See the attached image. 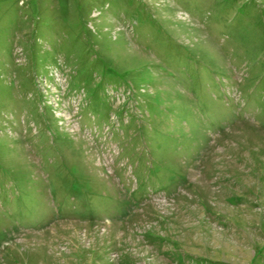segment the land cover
<instances>
[{"label":"rangeland","instance_id":"1","mask_svg":"<svg viewBox=\"0 0 264 264\" xmlns=\"http://www.w3.org/2000/svg\"><path fill=\"white\" fill-rule=\"evenodd\" d=\"M0 264H264V0H0Z\"/></svg>","mask_w":264,"mask_h":264}]
</instances>
